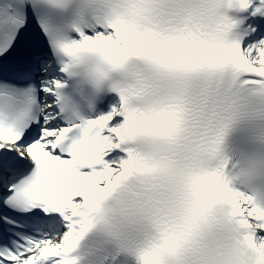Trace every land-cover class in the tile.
<instances>
[{"label": "snow or ice", "instance_id": "obj_1", "mask_svg": "<svg viewBox=\"0 0 264 264\" xmlns=\"http://www.w3.org/2000/svg\"><path fill=\"white\" fill-rule=\"evenodd\" d=\"M243 88L264 97V0H0V264H79L81 210L138 170L130 146Z\"/></svg>", "mask_w": 264, "mask_h": 264}, {"label": "clouds", "instance_id": "obj_2", "mask_svg": "<svg viewBox=\"0 0 264 264\" xmlns=\"http://www.w3.org/2000/svg\"><path fill=\"white\" fill-rule=\"evenodd\" d=\"M225 100L174 138L149 137L130 146L139 154L138 170L100 211L81 210L96 223L72 252L79 264H264V237L256 228L264 219L238 214L227 195L216 196L210 187L216 177L225 192H243L252 197L251 207L264 210V158L225 148L240 126L251 127L264 148V97L243 88L234 102Z\"/></svg>", "mask_w": 264, "mask_h": 264}]
</instances>
